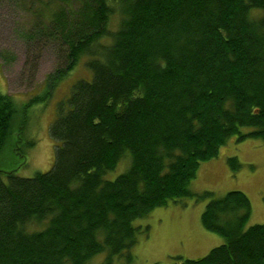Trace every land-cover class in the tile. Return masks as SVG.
I'll list each match as a JSON object with an SVG mask.
<instances>
[{"label": "trees", "instance_id": "16d2710c", "mask_svg": "<svg viewBox=\"0 0 264 264\" xmlns=\"http://www.w3.org/2000/svg\"><path fill=\"white\" fill-rule=\"evenodd\" d=\"M36 2L28 38L57 42L61 57L46 89L81 57L91 77L57 104L51 168L0 170V264H89L101 253L98 264H129L134 220L185 197L207 199L201 223L224 241L152 264H264V222L246 226L248 196L189 188L231 137L264 141V0ZM16 110L0 91V153ZM227 162L241 166L236 155Z\"/></svg>", "mask_w": 264, "mask_h": 264}, {"label": "rangeland", "instance_id": "374dc122", "mask_svg": "<svg viewBox=\"0 0 264 264\" xmlns=\"http://www.w3.org/2000/svg\"><path fill=\"white\" fill-rule=\"evenodd\" d=\"M37 8L36 0H0V91L10 94L17 108L15 131L0 153V170H13L24 177L51 168L57 142L49 129L56 117L57 104L67 97L74 81L91 77L85 66L86 57H81L68 74L50 90L46 89L47 76L60 64L61 57L57 42L28 38ZM250 129L241 128L243 132ZM233 155L241 163L236 171L227 162ZM128 162L129 156L120 159L105 177L115 178ZM189 188L195 192L212 191L216 197L229 190H241L251 204L246 226L264 222V141L258 138L236 141L231 137L220 146L217 156L200 162ZM206 202L207 199L185 197L181 203L169 202L153 208L145 217L136 218L134 224L141 225L142 230L131 248L133 259L129 264L170 262L175 256L198 258L221 244L223 237L201 223ZM32 227L35 228L31 225L28 228ZM102 257L103 253L96 255L89 264H98Z\"/></svg>", "mask_w": 264, "mask_h": 264}, {"label": "bare ground", "instance_id": "6f19581e", "mask_svg": "<svg viewBox=\"0 0 264 264\" xmlns=\"http://www.w3.org/2000/svg\"><path fill=\"white\" fill-rule=\"evenodd\" d=\"M64 11V10H63ZM65 14V13H64ZM68 69V68H67Z\"/></svg>", "mask_w": 264, "mask_h": 264}]
</instances>
